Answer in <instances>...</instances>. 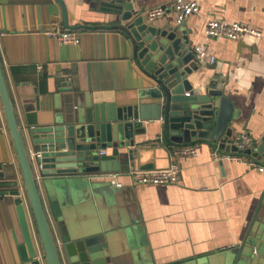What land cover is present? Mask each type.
<instances>
[{
    "label": "crops",
    "instance_id": "0c3cea01",
    "mask_svg": "<svg viewBox=\"0 0 264 264\" xmlns=\"http://www.w3.org/2000/svg\"><path fill=\"white\" fill-rule=\"evenodd\" d=\"M114 0H62L78 45H62L45 32L66 28L56 0H0V68L22 135L28 128L48 127L63 110L64 90L89 98L92 104L124 107L154 87L133 57L130 38L118 27L119 16L103 2ZM129 2L145 20L148 10L164 7L165 15L146 23L157 28L174 24L169 9L173 0H119ZM198 14L183 24L190 45H203L215 63L199 61L187 78L195 93L206 94L207 84L222 80V92L237 110L231 124L232 139L247 135L264 137V0H190ZM238 22L263 33L256 40L208 38L209 20ZM197 59V57H196ZM75 104V103H74ZM160 122L149 126L137 142L153 148L160 136ZM212 148L198 145L196 157L147 154L127 172L106 173L72 191L73 223L106 233L114 248L116 264H232L234 250L264 223L263 161L235 163L210 159ZM104 156L109 149H102ZM176 164L180 182L175 185L140 186L130 175L164 170ZM154 169H150L153 167ZM116 174L122 185H109ZM86 185V186H85ZM22 187L20 169L0 100V264H18L24 244L10 192ZM83 188V189H82ZM80 193L82 195H80ZM87 201V202H86Z\"/></svg>",
    "mask_w": 264,
    "mask_h": 264
},
{
    "label": "water",
    "instance_id": "95a60500",
    "mask_svg": "<svg viewBox=\"0 0 264 264\" xmlns=\"http://www.w3.org/2000/svg\"><path fill=\"white\" fill-rule=\"evenodd\" d=\"M56 2L62 25L71 31L74 27L68 24L65 5L62 0ZM103 5L119 16L118 28L130 38L135 61L154 83L135 103L124 107L92 104L67 89L63 110L53 124L28 128L24 137L0 68V100L29 206L28 215L19 191L10 192L24 240L18 264H116L106 233L73 223L74 205L85 201L86 195L88 201L89 195L80 201L72 191H80L81 184L89 189L93 178L106 173L134 170L147 154L169 157L180 146L206 143L212 149L236 152L231 124L238 121L237 110L222 92L223 79L210 81L206 94L195 93L187 82L200 65L184 25L161 29L148 25L129 2ZM156 122H160V136L153 148H145L137 141ZM102 149L110 153L100 156ZM241 154L264 164V137L253 140L252 147ZM260 204L264 206V195ZM234 251L232 264H264V223Z\"/></svg>",
    "mask_w": 264,
    "mask_h": 264
},
{
    "label": "built area",
    "instance_id": "2783aa9c",
    "mask_svg": "<svg viewBox=\"0 0 264 264\" xmlns=\"http://www.w3.org/2000/svg\"><path fill=\"white\" fill-rule=\"evenodd\" d=\"M169 9L174 14V24L176 26L183 25L186 20L199 12V6L197 2L190 0H173L169 6ZM166 9L164 7H156L148 10L145 14V20L153 22L162 18ZM49 38H55L62 45H78V35L70 30H63L59 32L57 30H49L45 32ZM203 34L208 38L213 39H225L228 41H237L243 36H247L256 40L263 38V33L246 24L238 22H226L223 20L212 19L209 20L203 30ZM194 55L197 59L205 64L213 65L216 61L215 56L203 45H196L192 48ZM198 145L180 146L171 150V156L173 157H196L198 155ZM253 140L247 135H243L233 140L232 146L236 149V152H226L218 148L210 151V159L214 162L226 160L235 163H248L254 165L250 159H247L245 155L241 154L242 151L251 148ZM100 156H104V151H99ZM260 172L264 168H258ZM130 175L134 179V182L140 186H162V185H175L180 182V170L176 164L170 165L169 168L164 170L154 171H132ZM108 183L115 188H121L122 185L117 182L116 174L109 176ZM19 191L18 197L21 200V205L27 210L29 215L28 203L24 194L23 187L16 188Z\"/></svg>",
    "mask_w": 264,
    "mask_h": 264
},
{
    "label": "rangeland",
    "instance_id": "374dc122",
    "mask_svg": "<svg viewBox=\"0 0 264 264\" xmlns=\"http://www.w3.org/2000/svg\"><path fill=\"white\" fill-rule=\"evenodd\" d=\"M86 198L88 199L87 195H86ZM28 208H29V206H28Z\"/></svg>",
    "mask_w": 264,
    "mask_h": 264
}]
</instances>
